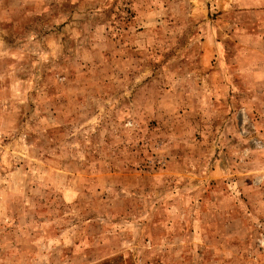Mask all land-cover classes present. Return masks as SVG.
Returning a JSON list of instances; mask_svg holds the SVG:
<instances>
[{
	"label": "rangeland",
	"instance_id": "1",
	"mask_svg": "<svg viewBox=\"0 0 264 264\" xmlns=\"http://www.w3.org/2000/svg\"><path fill=\"white\" fill-rule=\"evenodd\" d=\"M0 264H264V0H0Z\"/></svg>",
	"mask_w": 264,
	"mask_h": 264
}]
</instances>
